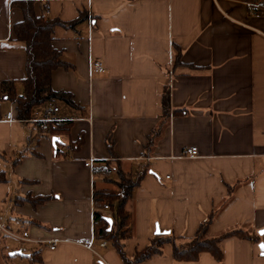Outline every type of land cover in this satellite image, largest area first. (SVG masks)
<instances>
[{"label": "crops", "instance_id": "0c3cea01", "mask_svg": "<svg viewBox=\"0 0 264 264\" xmlns=\"http://www.w3.org/2000/svg\"><path fill=\"white\" fill-rule=\"evenodd\" d=\"M12 1L0 0V264L14 250L21 254L10 259L19 264H123L93 236V188L112 185L93 173L90 158L92 168L149 164L126 205L129 256L156 225L189 239L210 214L207 237L233 229L250 235L225 237L219 261L208 252L176 260L165 243L162 254L138 264H264V12L245 0H36L50 18L84 14L75 27L53 31L70 68L53 70L51 87L78 106L38 105L30 119L8 121L26 74L23 44L12 33L22 13ZM175 52L183 64L174 68ZM96 60L101 73L91 71ZM165 86L170 115L162 123ZM53 107L55 117L72 121L68 133L48 136L37 125ZM188 146L197 156L183 155ZM29 196L44 199L34 204ZM90 238L96 253L85 246ZM36 251L40 259L31 262Z\"/></svg>", "mask_w": 264, "mask_h": 264}, {"label": "trees", "instance_id": "16d2710c", "mask_svg": "<svg viewBox=\"0 0 264 264\" xmlns=\"http://www.w3.org/2000/svg\"><path fill=\"white\" fill-rule=\"evenodd\" d=\"M245 1L256 4L259 11L264 12V0ZM35 3L36 0H13L11 3L22 13V19L13 24L12 33L15 40L23 44L26 56V74L20 81L23 97L16 100L15 105V116L23 121L31 118L32 109L38 105H53L56 102H62L72 107L78 106L73 102L70 93L62 90L56 91L51 87L52 71L59 67L70 68L69 63L62 58L61 51L53 46V31L56 26L75 27L78 22L84 19V14H80L73 20L62 21L47 15L46 3H42L38 9H36ZM180 56V52H175L173 57L174 68L183 64ZM169 95V88L165 86L161 94L160 104L162 123L170 115ZM176 112L182 113L184 111L174 110L173 113ZM39 124L40 121L37 122V125ZM71 126V120H63L59 123L49 122L44 132L48 136H58L68 133ZM158 133L159 129L153 131L154 135L150 136L149 143ZM82 141V134H80L71 144V147L77 148ZM106 146L112 154L113 141L110 140V134L106 137ZM105 168H109L114 176H104L105 182L112 185L110 188H93V236L97 240L109 242L123 264H138L155 255H160L165 243L171 245L173 259L195 260L199 253L208 252L215 260L219 261L223 255L221 242L225 237H250L249 233L242 229H233L216 237H207V227L212 219V214H210L206 220L200 223L193 237L185 239L172 232L154 234L149 238L147 245L135 250L129 256L125 250V241L132 236V214L126 205L132 198L135 188L148 173L149 164L145 160H138L132 168L126 170L120 161L114 163L106 161L100 168L95 166L94 173L104 175L103 170ZM24 198L29 199L34 204L44 199L43 197L32 196ZM105 206H107L108 213L104 211L106 210L104 209ZM108 218L111 219V224L107 221ZM254 238L256 239V237ZM39 259L37 251L30 255L31 262Z\"/></svg>", "mask_w": 264, "mask_h": 264}, {"label": "built area", "instance_id": "2783aa9c", "mask_svg": "<svg viewBox=\"0 0 264 264\" xmlns=\"http://www.w3.org/2000/svg\"><path fill=\"white\" fill-rule=\"evenodd\" d=\"M247 4H251V3L248 2ZM252 8H254V7H252ZM90 68H91V71H92V72H95V73H101V72L104 70L103 64H102V62H101L100 60L91 61V62H90ZM22 97H23V94H22V93H16V94H15V97H14V100L20 99V98H22ZM55 111H57V108H56V107H53L52 110L48 111L47 114H46L41 120H38V121H40L39 128H40L41 130H45L46 127H47V123H49V122H52V123H59V122H61V121L64 120V119H62V118L55 117V116H54V112H55ZM5 120H8V121H22V120H20V119L15 118L14 115H13V113H12V111H8V112L5 114ZM197 154H198V153H197V147H196V146H188V147H186V148L183 150V155H184V156L195 157V156H197ZM93 162H94V158H90V159H89V162H87L86 164H87L88 166H91V169H93V173H94L95 168H94V167L92 168V166H93ZM103 172H104V174H107V175H108V174L111 173V170H110L109 168H105V169L103 170ZM104 209H107V206H105ZM3 230H4L6 233H8V234H10V235H12V236H14V237L20 238V239H27V236H28L27 232H23V233L21 234V236H16L15 234H12V233L8 232V231L5 230V229H3ZM106 244H107V243H106L105 241H103V240H101V241L99 242V246H100V247H105ZM93 245H94V238H90L89 240H87V241L85 242V246H86L88 249H90V250H92V251H94V252L96 253V251H95ZM50 248H54V244H53V243H50Z\"/></svg>", "mask_w": 264, "mask_h": 264}, {"label": "water", "instance_id": "95a60500", "mask_svg": "<svg viewBox=\"0 0 264 264\" xmlns=\"http://www.w3.org/2000/svg\"><path fill=\"white\" fill-rule=\"evenodd\" d=\"M55 141H56V138L53 139V143ZM107 221L109 222V224H111V219L110 218H108ZM154 233L155 234H160L161 233L160 232V229H159V227L157 225L155 226V232ZM258 247H259L261 253L264 255V243L263 242H260L258 244ZM9 254L10 255H12V254H21V251L20 250H14V251L9 252Z\"/></svg>", "mask_w": 264, "mask_h": 264}, {"label": "rangeland", "instance_id": "374dc122", "mask_svg": "<svg viewBox=\"0 0 264 264\" xmlns=\"http://www.w3.org/2000/svg\"><path fill=\"white\" fill-rule=\"evenodd\" d=\"M1 240H2V242H3V245L6 243L5 242V239L4 238H1ZM108 247H110V248H112V246L110 245V244H108ZM3 256H5L6 258H5V260H7L6 261V264H19L18 263V261H13V260H11L10 259V256H13V255H10L9 254V252H7V254H5V253H3ZM19 258V257H18ZM9 260H10V263H9ZM17 260V259H16ZM3 262V258L1 257V255H0V263H2Z\"/></svg>", "mask_w": 264, "mask_h": 264}]
</instances>
